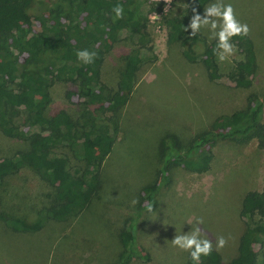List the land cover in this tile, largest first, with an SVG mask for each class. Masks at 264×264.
Listing matches in <instances>:
<instances>
[{
    "label": "rangeland",
    "instance_id": "obj_1",
    "mask_svg": "<svg viewBox=\"0 0 264 264\" xmlns=\"http://www.w3.org/2000/svg\"><path fill=\"white\" fill-rule=\"evenodd\" d=\"M164 1L171 15L186 14L191 5V0ZM142 3L143 11H149V2ZM215 3L230 4L236 19L250 29L248 35L259 60L252 87L238 88L229 77L235 62L243 58L239 48L235 46L236 52L228 60L218 61L221 78L210 80L200 57L215 40L209 39V29L201 28L196 42L174 41L169 39L165 19L149 12L144 42L137 32L122 31L103 65L102 80L116 88L127 67V55L146 46L141 49L145 62L138 82L127 105L118 112V125L109 122L115 143L100 168L99 188L79 214L53 219L54 186L28 166L6 176L0 185V212L21 222L27 231H15L0 219V264H187L189 252L171 241L197 226L200 238L209 239L216 249L218 238L226 239L225 246L217 249L224 263L237 255L239 237L246 227L240 216L243 197L250 190L264 188V147L255 138L246 142L220 139L212 148L210 169L196 173L173 163L164 168L161 144L171 134L186 145L219 114L246 107L251 95L260 99L264 95V0H212L201 19L204 10ZM19 6L33 17L38 30L40 15L64 13L70 0H23ZM128 15L124 11L123 17ZM0 21L18 25L20 18L0 13ZM44 68L43 64L29 67ZM87 93L89 87L56 82L49 113L66 109L78 117ZM25 117L17 122L27 130H38L24 124ZM28 148V142L0 132V161ZM56 152L69 157L71 169L85 165L67 147H58ZM154 183L160 185L156 204L151 211L141 210L137 220L143 188ZM136 213V242L151 259L134 257L122 263L120 234L131 220L135 224ZM257 250V264H264V248L257 245Z\"/></svg>",
    "mask_w": 264,
    "mask_h": 264
},
{
    "label": "trees",
    "instance_id": "obj_2",
    "mask_svg": "<svg viewBox=\"0 0 264 264\" xmlns=\"http://www.w3.org/2000/svg\"><path fill=\"white\" fill-rule=\"evenodd\" d=\"M22 1L0 0L2 15L20 18L18 25L0 21V132L28 142L29 148L0 161V185L6 176L18 173L23 166L30 167L56 189L50 216L64 219L79 214L89 196L99 188L100 168L115 143L109 122L118 125V112L127 105L145 62L141 49L146 46L142 44L127 55L128 64L116 88L102 80L106 55L121 32H137L143 43L151 20L149 12H156L169 27V39L196 42L200 35L190 36L191 28L186 32L185 27L191 23L193 9H198L201 15L212 0H191L188 13L180 15L169 14L164 0H147V12L143 11L142 0H70V8L64 13L40 15L38 30L33 17L21 10ZM118 4L129 15L115 20L112 9ZM231 42L240 49L243 58L235 62L229 77L238 88L249 89L259 70L254 41L247 35L233 37ZM216 45L217 39L200 56L210 80L221 78L220 65L213 52ZM81 50L96 53L92 63L85 64L77 58L76 53ZM33 64H43L45 68L30 70ZM58 81L89 87L78 117L66 109L49 113L52 87ZM24 115V124L38 130H27L17 122ZM254 138L259 147H264V95L262 99L251 95L246 107L219 114L186 145H182L177 136L166 135L161 142L164 168L173 163L203 173L210 169L214 158L212 148L220 139L246 142ZM58 147L69 148L75 157L84 161V167L71 169L69 157L58 154ZM159 189V183L143 188L144 201L138 209L137 220L147 204H156ZM136 216L137 213L133 218L135 224L131 220L120 234L124 249L120 254L122 263L134 257L151 259L136 242ZM240 216L246 227L239 237L237 255L224 263L221 253L212 246L211 254L201 257V264L258 263L257 245L264 248V188L244 195ZM0 219L15 231H27L21 222L1 212ZM187 264H194L190 254Z\"/></svg>",
    "mask_w": 264,
    "mask_h": 264
},
{
    "label": "clouds",
    "instance_id": "obj_3",
    "mask_svg": "<svg viewBox=\"0 0 264 264\" xmlns=\"http://www.w3.org/2000/svg\"><path fill=\"white\" fill-rule=\"evenodd\" d=\"M112 11L115 13V20L123 19L124 9L122 5L114 6ZM189 28L192 30L190 36H195L201 28L209 29L211 33L209 39H217V45L213 52L219 62H224L235 54L236 47L231 42L233 37L247 36L250 32L247 24H242L236 19L233 7L230 4L224 5L223 3H215L207 7L204 10L203 19H201L198 9H193L191 23L185 27V31L187 32ZM218 28L219 31H217ZM76 55L79 60L89 64L93 62L96 53L81 50ZM132 203L135 204L137 201L133 200ZM146 207L151 211L153 206L147 204ZM199 223H202V221H198ZM200 233L201 229L197 226L188 234L176 235L171 241L173 246L189 252L194 264H201V257L209 256L212 252V242L209 239H201ZM226 243L227 241L224 237H219L217 249L223 248Z\"/></svg>",
    "mask_w": 264,
    "mask_h": 264
}]
</instances>
